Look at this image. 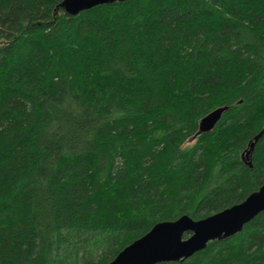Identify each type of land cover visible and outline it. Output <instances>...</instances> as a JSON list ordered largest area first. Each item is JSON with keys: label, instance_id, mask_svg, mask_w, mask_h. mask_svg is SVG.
Wrapping results in <instances>:
<instances>
[{"label": "trees", "instance_id": "obj_1", "mask_svg": "<svg viewBox=\"0 0 264 264\" xmlns=\"http://www.w3.org/2000/svg\"><path fill=\"white\" fill-rule=\"evenodd\" d=\"M63 2L0 0V264H109L264 186V0ZM160 264H264V211Z\"/></svg>", "mask_w": 264, "mask_h": 264}, {"label": "water", "instance_id": "obj_2", "mask_svg": "<svg viewBox=\"0 0 264 264\" xmlns=\"http://www.w3.org/2000/svg\"><path fill=\"white\" fill-rule=\"evenodd\" d=\"M124 0H64L62 8L70 16L96 6L114 4ZM227 107L217 109L199 124L200 133L211 132L221 121ZM258 137L255 138V142ZM254 148L250 144L245 159ZM249 165L250 162H248ZM264 211V186L252 193L244 202L210 217L194 220L184 215L172 222L156 224L146 235L127 246L109 264H160L183 262L206 249L209 243L221 241L241 233L244 227ZM185 234H189L186 238Z\"/></svg>", "mask_w": 264, "mask_h": 264}, {"label": "bare ground", "instance_id": "obj_3", "mask_svg": "<svg viewBox=\"0 0 264 264\" xmlns=\"http://www.w3.org/2000/svg\"><path fill=\"white\" fill-rule=\"evenodd\" d=\"M121 2H123V1H121ZM116 3V2H115Z\"/></svg>", "mask_w": 264, "mask_h": 264}]
</instances>
